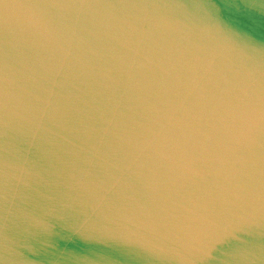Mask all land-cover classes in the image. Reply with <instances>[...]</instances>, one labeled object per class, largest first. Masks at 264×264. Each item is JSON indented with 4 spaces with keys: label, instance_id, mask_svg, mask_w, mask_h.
<instances>
[{
    "label": "water",
    "instance_id": "1",
    "mask_svg": "<svg viewBox=\"0 0 264 264\" xmlns=\"http://www.w3.org/2000/svg\"><path fill=\"white\" fill-rule=\"evenodd\" d=\"M0 264H264V0H0Z\"/></svg>",
    "mask_w": 264,
    "mask_h": 264
}]
</instances>
